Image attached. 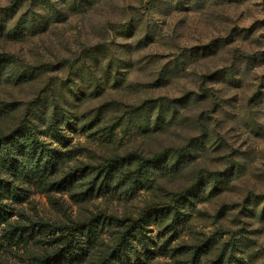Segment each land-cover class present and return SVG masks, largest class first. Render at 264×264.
<instances>
[{
	"label": "rangeland",
	"instance_id": "rangeland-1",
	"mask_svg": "<svg viewBox=\"0 0 264 264\" xmlns=\"http://www.w3.org/2000/svg\"><path fill=\"white\" fill-rule=\"evenodd\" d=\"M26 117L0 164V264L73 226L53 264H264V0H0V137Z\"/></svg>",
	"mask_w": 264,
	"mask_h": 264
},
{
	"label": "trees",
	"instance_id": "trees-1",
	"mask_svg": "<svg viewBox=\"0 0 264 264\" xmlns=\"http://www.w3.org/2000/svg\"><path fill=\"white\" fill-rule=\"evenodd\" d=\"M28 121L27 117L24 120V123L22 124L21 128H16L15 130H13V132L11 134H9V136H5V137H0V164L2 165H7V158H9L11 156V152L13 151V142H15L17 140V138L19 137V133H17V131L23 129V125H26V122ZM26 127V126H24ZM18 129V130H17ZM53 133L55 134H61L59 129H56L53 131ZM31 139L35 142L38 141L37 136L35 133H31ZM11 147V148H10ZM166 155V151L163 152L162 154H157L154 157H145L141 159V167L144 168L146 166V164L149 163H157L158 161H160L162 159V157ZM119 159V158H118ZM109 160L106 161L103 165L102 168H100V172L104 173L106 176L111 177L112 175V171L115 169V165L118 163V161L120 160ZM22 165H18V168H20ZM51 166V165H50ZM45 168L43 166H39L38 168H36L33 171V177L34 179L38 180L40 182V184H44L47 182L48 180V176L45 172ZM202 171L199 173V179L198 182L201 181L202 179ZM68 180L65 182L64 180H61L59 182H53L52 184H47L51 187H55V188H62L63 185L70 184L72 182V179L70 177H66ZM3 187L0 185V194L2 191ZM193 188H188L187 190L177 193L175 194L171 201L168 203H158V204H154L152 206L147 207L142 216H146L152 213H155L157 211H170V210H176L177 209V205L178 203L185 199L187 197V195H189L190 193H192ZM97 218H93L89 221L84 222V225L86 227H91V225L96 221ZM5 223V219L2 216V211H1V207H0V224ZM76 226H73L70 228V233L69 236H67L66 238V244L58 249L57 251H55L54 253H49V254H45L44 256L41 257H35L34 264H53L55 262H58L64 258H71V254L70 252L67 251V246L70 245L72 243V241L70 240V236L73 233V231H75ZM7 234V239L8 240H14L16 237L10 233H6ZM17 240L19 239V237L16 238ZM21 240H18V242H20ZM123 245H121L120 248H122ZM0 248H1V242H0ZM118 250H115L112 254L108 255L105 260H103V262L101 264H115V256L116 254H118ZM115 253V255H114Z\"/></svg>",
	"mask_w": 264,
	"mask_h": 264
}]
</instances>
